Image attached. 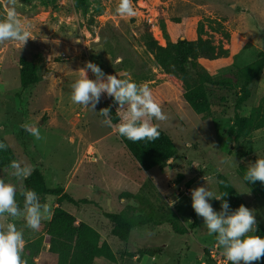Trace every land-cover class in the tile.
Here are the masks:
<instances>
[{
	"label": "rangeland",
	"instance_id": "rangeland-1",
	"mask_svg": "<svg viewBox=\"0 0 264 264\" xmlns=\"http://www.w3.org/2000/svg\"><path fill=\"white\" fill-rule=\"evenodd\" d=\"M89 2V10L84 12L74 0H18L16 11L35 39L29 38L21 49L14 41L0 44V137L14 150L17 160L41 169L50 185H61L74 198L89 200L78 205L64 201L62 205L97 228L110 243L117 260L100 257L95 264H200L199 249L207 227L194 213L191 190L188 194L185 191L208 186L219 194L220 174L264 158V127L239 138L234 131L235 86L242 85L239 70L264 52V0H133L134 17L117 14L119 0ZM5 9L6 0H0V18ZM201 23L208 33L204 37H212L229 50L227 56L201 58V62L214 77L234 84L208 85L213 111L210 118L190 106L183 97V82L157 66L141 40V31L146 29L161 45H166L165 32L173 41L195 39ZM218 23L229 38L212 30ZM21 59L38 64L40 79L26 89L21 85ZM88 61L106 75L147 83L161 102L168 119L153 123L172 138L177 152L167 165L149 169L151 176L113 128L103 124L99 111L104 108L106 93L95 112L71 101V85ZM88 75L95 79L91 71ZM251 90L239 112L251 116L260 107L264 114V70ZM25 122L35 123L44 139L37 141L26 132L21 127ZM12 171L10 167L0 169V178L21 192L24 179L18 180ZM124 192L135 197H123ZM18 199L22 201L23 196L19 194ZM169 200L175 201L171 207ZM48 201L53 209L58 203L53 195ZM211 204L217 212L221 210L218 203ZM128 206L145 214L152 209L161 213L158 223L137 228L128 241H122L112 234L113 224L104 211ZM248 208L257 223L264 225V198L257 197ZM174 218L185 224L188 232H175L169 221ZM21 219L15 221L18 228L25 223ZM48 220L42 221L38 232L24 231V237L44 232ZM212 240L213 245L202 250L222 251L216 239ZM48 246L37 258L38 264H56ZM142 246H157L162 251L155 255L157 259L148 254L136 259L134 252ZM207 255L208 264H219L209 252Z\"/></svg>",
	"mask_w": 264,
	"mask_h": 264
},
{
	"label": "trees",
	"instance_id": "trees-1",
	"mask_svg": "<svg viewBox=\"0 0 264 264\" xmlns=\"http://www.w3.org/2000/svg\"><path fill=\"white\" fill-rule=\"evenodd\" d=\"M74 1L76 6L84 12L89 10V0ZM102 11L103 8L99 12ZM217 25L211 26L212 30L229 38L230 35L223 29L222 24L218 23ZM207 34L204 24L201 23L195 39L184 38L173 41L165 32L166 45H161L151 31L148 29L141 31V40L152 54L157 66L183 82V97L204 118H210L213 112L209 101L208 85H234L230 79L214 77L201 62V58L216 59L229 54V50L224 48L222 43H216L210 36L204 37ZM19 66L22 89L34 86L40 79L37 73V62L21 59ZM263 70V51L260 52L258 59L239 70L242 85L240 87L235 86L238 89V97L235 106L234 123V131L238 138L249 136L254 130L264 127V114H262L260 107L255 108L251 116H246L239 112L241 106L251 97V88L254 82L260 78ZM105 107H110L113 125H117L120 122L117 112L122 111V109H118L119 105L108 97L104 100ZM159 131V138L153 141L132 142L119 135L133 158L144 170L163 167L168 164L170 158H175L176 156V146L172 138L164 130L159 129ZM0 142L7 145L6 149H0V169L9 168L10 162L14 159L17 160V156L10 145L1 137ZM248 167L249 165L241 163L237 169L224 172L217 177L219 194L227 193L224 199L228 201L230 211H235L241 204L249 207L257 197L264 198V184L259 181L251 183L244 180ZM220 181L224 183L221 184ZM24 189L35 190L42 203L50 195L56 196L58 199V203L53 209V215L48 220L44 232L32 238H24V252L28 264H38L37 258L44 250L46 244L49 245L48 250L56 256V264H95L96 258L100 257L109 259L112 262L117 260L110 243L102 233L88 222L79 220L62 205L64 201L77 205L81 202H89L87 198L76 199L63 186L50 185L45 174L39 168H35L32 174L27 179H24ZM19 194L20 191L18 190L17 200L23 207V200L20 201L18 199ZM122 195L129 198L135 197L131 192H124ZM209 202L218 203L221 206V201L214 198L210 199ZM154 213L155 211L152 209L145 214L134 206H128L120 211H104V215L113 224L112 234L122 241H128L135 229L155 224ZM169 221L175 232L180 234L188 232L186 226L181 224L178 218ZM256 227L257 231L254 232V235L264 236V225L257 223ZM161 251L162 248L157 246H142L136 249L134 255L138 257H143L147 254L155 256ZM208 252L211 254L209 250ZM255 264H264V258L255 262Z\"/></svg>",
	"mask_w": 264,
	"mask_h": 264
},
{
	"label": "clouds",
	"instance_id": "clouds-1",
	"mask_svg": "<svg viewBox=\"0 0 264 264\" xmlns=\"http://www.w3.org/2000/svg\"><path fill=\"white\" fill-rule=\"evenodd\" d=\"M17 5L18 0H6L5 15L0 18V44L14 41L21 49L29 38L35 37L30 36L26 30L16 11ZM116 12L121 17H134L136 10L133 0H119ZM88 71L94 74L95 79L89 78ZM71 89V101L94 112L102 94L106 93L113 98L119 105L118 109H122L117 112L120 122L114 126L110 107H105L99 111L104 117L103 124L132 142L158 139L159 125L153 121L168 119L161 102L147 83L120 78L117 74L106 75L91 61L79 68L78 78ZM21 127L35 140L44 139L35 123L25 122ZM6 148L7 145L0 142V149ZM231 160L235 161L234 157ZM10 168L18 180L27 179L34 170L30 164L15 159L10 162ZM244 180L264 184V158H257L247 168ZM20 195L23 196V207L17 200V186L0 178V264H28L24 252V228H18L16 220L22 218L25 221L24 227L38 232L42 221L51 219L53 215L51 202L42 203L35 190L24 189ZM226 195L216 194L208 186L195 187L191 189L192 208L203 218L209 234L216 235V243L230 264H255L264 258V236L250 234L257 231L255 214L243 204L235 211H230V205L224 199ZM212 198L221 201L219 212L209 202ZM174 204V200H169V207Z\"/></svg>",
	"mask_w": 264,
	"mask_h": 264
},
{
	"label": "crops",
	"instance_id": "crops-1",
	"mask_svg": "<svg viewBox=\"0 0 264 264\" xmlns=\"http://www.w3.org/2000/svg\"><path fill=\"white\" fill-rule=\"evenodd\" d=\"M145 172H147L148 173V170H144ZM148 175L149 176H151V173H148ZM158 179H156V182H155V184L156 185H158L157 187L161 190V188H160V182L159 181H157ZM255 201V200H254ZM155 211V210H154ZM160 211H159V209H157L156 211H155V213H154V219H155V221H156V223H158L159 222V220H158V217H159V215H160ZM22 220V219H21ZM184 221V220H183ZM155 223V224H156ZM21 225H23V228H24V231H32V230H30V229H27L26 227H24V225H25V223H23V222H21L20 223ZM185 225V224H184ZM186 226V225H185ZM187 227V226H186ZM25 238V237H24ZM212 238L215 240L216 239V235L214 234V237L211 235V234H209V232H208V229L206 230V232H204L203 233V235H202V239H203V243L200 245V251H202L200 254V256H198V261L200 262V264H208V262H209V260H208V258H209V255H207L208 254V252L206 251V249H204V250H202V247L204 248V247H211L212 245H213V240H212ZM48 245V244H47ZM137 255H135V258L137 259ZM152 258L153 259H157V257L156 256H152ZM143 259V258H142Z\"/></svg>",
	"mask_w": 264,
	"mask_h": 264
},
{
	"label": "built area",
	"instance_id": "built-area-1",
	"mask_svg": "<svg viewBox=\"0 0 264 264\" xmlns=\"http://www.w3.org/2000/svg\"><path fill=\"white\" fill-rule=\"evenodd\" d=\"M190 187L187 188V190L185 191V194L190 193ZM211 255L213 256V258L217 259V263L222 264V263H229V261H227V259L224 257L223 255V251L219 250L218 248L216 250H213L212 248L210 249ZM220 252V258H217V254Z\"/></svg>",
	"mask_w": 264,
	"mask_h": 264
},
{
	"label": "water",
	"instance_id": "water-1",
	"mask_svg": "<svg viewBox=\"0 0 264 264\" xmlns=\"http://www.w3.org/2000/svg\"><path fill=\"white\" fill-rule=\"evenodd\" d=\"M170 160H171V159H170ZM170 160H169V161H170Z\"/></svg>",
	"mask_w": 264,
	"mask_h": 264
}]
</instances>
